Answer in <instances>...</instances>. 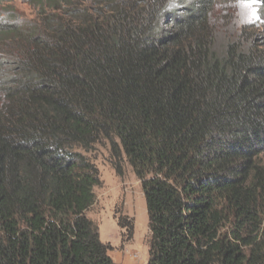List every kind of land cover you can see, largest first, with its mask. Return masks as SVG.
<instances>
[{
  "label": "trees",
  "instance_id": "trees-1",
  "mask_svg": "<svg viewBox=\"0 0 264 264\" xmlns=\"http://www.w3.org/2000/svg\"><path fill=\"white\" fill-rule=\"evenodd\" d=\"M13 1L0 264H120L87 215L101 178L79 149L102 140L141 180L147 264H264V26L218 40L210 16L239 0H24L31 18Z\"/></svg>",
  "mask_w": 264,
  "mask_h": 264
},
{
  "label": "rangeland",
  "instance_id": "rangeland-1",
  "mask_svg": "<svg viewBox=\"0 0 264 264\" xmlns=\"http://www.w3.org/2000/svg\"><path fill=\"white\" fill-rule=\"evenodd\" d=\"M243 2L244 0L220 3L215 7L210 22L218 40L238 36L245 27L264 26V10L260 7V2L249 8L242 7ZM13 9L22 17L31 18L35 14L24 0H14ZM239 20L246 22L239 23ZM79 150L90 158L100 172L101 183L94 189L96 201L87 215L98 224L101 240L111 244L110 254L117 261H124L123 264H147L151 230L141 180L127 161H123L124 172L118 173L116 157L108 140L100 141L90 151L82 148ZM261 161L264 163V153L261 154ZM122 217L133 223L132 237L129 240L124 236L128 224H120Z\"/></svg>",
  "mask_w": 264,
  "mask_h": 264
},
{
  "label": "snow or ice",
  "instance_id": "snow-or-ice-1",
  "mask_svg": "<svg viewBox=\"0 0 264 264\" xmlns=\"http://www.w3.org/2000/svg\"><path fill=\"white\" fill-rule=\"evenodd\" d=\"M259 0H244V2L242 3V7L244 8H249L251 7L252 4L258 3Z\"/></svg>",
  "mask_w": 264,
  "mask_h": 264
},
{
  "label": "crops",
  "instance_id": "crops-1",
  "mask_svg": "<svg viewBox=\"0 0 264 264\" xmlns=\"http://www.w3.org/2000/svg\"><path fill=\"white\" fill-rule=\"evenodd\" d=\"M112 257L114 258L113 255H112ZM128 259H129V258H128ZM128 259H127V260H128ZM114 260H115L117 263H121V264H123L122 262H124V261H121V262H120L119 260L117 261L115 258H114Z\"/></svg>",
  "mask_w": 264,
  "mask_h": 264
},
{
  "label": "clouds",
  "instance_id": "clouds-1",
  "mask_svg": "<svg viewBox=\"0 0 264 264\" xmlns=\"http://www.w3.org/2000/svg\"><path fill=\"white\" fill-rule=\"evenodd\" d=\"M238 22H239V23H245L246 21H243V20H239Z\"/></svg>",
  "mask_w": 264,
  "mask_h": 264
}]
</instances>
